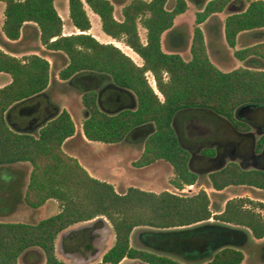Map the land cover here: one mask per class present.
<instances>
[{
	"label": "trees",
	"instance_id": "1",
	"mask_svg": "<svg viewBox=\"0 0 264 264\" xmlns=\"http://www.w3.org/2000/svg\"><path fill=\"white\" fill-rule=\"evenodd\" d=\"M2 1L5 36L17 40L25 24L34 23L41 45L63 63L58 68L59 79L83 89L84 136L107 145L141 137L143 149L134 166L166 162L172 171L169 184L175 189L193 185L198 177L190 168L191 154L180 144L173 127L177 113L208 110L245 131L248 126L238 117L252 109L264 110V67L221 70L211 61L198 26L223 12L231 0H207L195 13L188 58L175 50L164 51L161 43L165 33V43L170 45L174 20L186 11V0H68L70 20L80 31L71 34H63L54 0ZM245 2V10L224 19L229 47L235 46L238 33L264 28V0ZM114 4L121 5V20L114 16ZM85 5L99 16L102 31L122 40L140 56L142 65L88 32L91 22ZM138 24L146 30L145 43L140 40ZM249 55L264 62V42L234 52L241 61ZM50 71V62L43 56L19 58L0 49V72L11 77L0 87V166L30 165L23 192L27 206L39 208L49 199L60 206L57 213L34 223L0 221V264H20L19 258L28 251H40L43 264H66L55 253L59 235L64 239L75 224L94 220L92 225L96 226L104 218L114 242L100 256L102 264H119L124 258L136 264H242L244 252L236 244L243 243L246 234L264 239V202L233 197L214 213L205 190L178 194L167 187L154 192L128 186L117 191L112 183L92 176L63 149V143L76 131L71 114L63 108L41 125L56 111L45 109ZM147 72L153 75L162 98L148 82ZM107 77L112 82L105 90L109 92L98 94L96 87ZM115 93L126 100L125 104L115 111L106 110L104 104ZM263 143L264 135L256 142V149ZM213 152L204 149L208 155ZM207 179L217 191L229 186L264 191V170L245 168L234 161L210 172ZM137 227L145 228L137 232L134 247L130 236ZM83 241L84 237H76L68 249L76 250ZM215 246L220 247L210 254ZM91 247V243L83 247L89 257L95 254Z\"/></svg>",
	"mask_w": 264,
	"mask_h": 264
},
{
	"label": "rangeland",
	"instance_id": "2",
	"mask_svg": "<svg viewBox=\"0 0 264 264\" xmlns=\"http://www.w3.org/2000/svg\"><path fill=\"white\" fill-rule=\"evenodd\" d=\"M129 0H126L128 2ZM186 11L176 17L175 23L185 26L190 32L186 37L184 34H179L177 31L173 34V42H178L182 39L180 46L173 47L171 44L167 46L165 43L164 33L162 35V49L175 50L179 52L184 58H188L189 44L193 29L196 26L195 13L198 8L195 4L188 1ZM67 4V13L64 14V9ZM56 6L62 16L66 15L63 20V28L65 32H76L68 16V1L56 0ZM86 12L90 22L91 31H88L99 42L112 43L114 46L120 48L122 52L132 58V60L142 65L143 61L140 56L135 53L122 40L118 41L105 34L101 29V21L97 14H95L87 5H85ZM64 14V15H63ZM114 16L121 20V5L114 4ZM225 16V12L221 13ZM1 18V17H0ZM174 23V24H175ZM185 24V25H184ZM199 26V25H198ZM138 33L141 42H146V30L138 24ZM100 34L105 35L102 38ZM180 39V40H181ZM169 42L171 40L169 39ZM236 48H228V54H214L210 53L211 59L218 68L223 71H228L243 63L236 59L234 52ZM49 62H53L49 58ZM61 66V61L58 60L53 64V70ZM252 67H264V62H256L254 64H247ZM58 71V70H57ZM56 71V72H57ZM58 73V72H57ZM56 73L57 79H59ZM54 74V71H53ZM146 78L151 86L153 85V75L150 72L146 73ZM103 84L96 87L98 94L103 92V95L108 93L106 91L107 85H112L111 80L107 77L102 80ZM108 83V84H107ZM117 91V89H112ZM58 97L56 99L62 106L71 107L78 125L83 121V106L81 104L80 91L75 87H69L62 90H56ZM160 98L162 96L157 92ZM118 94V93H117ZM120 97V95H119ZM126 100H117V97L111 96L110 100L104 105L106 110L115 111L120 106L125 104ZM128 102V101H127ZM250 118L251 128L247 132L238 131L235 127L222 116H219L208 110L194 109L181 111L177 113L173 120V127L177 134L180 144L186 148L190 154V168L197 173V181L189 186L184 185L183 189H175L170 186L169 179L172 176L171 167L164 161H159L155 164L139 168L134 166L133 162L138 159L143 149V141L134 142L133 138H126L118 144L111 147L105 146L103 142L94 141L89 145L84 144H67L65 149L71 153H75L81 162L88 168V170L99 177L111 182L118 191H124L128 186L134 185L144 190H151L160 192L165 187L168 190L178 194H192L199 190H205L209 195L211 201V210L216 213L221 210L226 200L233 197H245L254 201L264 202V191L247 186H229L222 191L213 189L207 179L208 170L219 169L229 161L240 162L243 167L250 168L254 166V159L252 156L253 147L259 140V135L264 133V110L255 109L248 113ZM238 119H240L238 117ZM212 149V155H206L204 149ZM235 152V154H234ZM236 154L242 155L244 159ZM30 165L28 163L17 164L13 166H0V221L4 222H37L42 218L49 217L59 210L57 201L50 199L43 206L39 208H31L23 201V192L28 180ZM264 214V211H263ZM104 222H99L93 226L94 220L80 222L75 224L71 232L62 239L58 237L55 241V253L58 259L66 264H102L100 256L104 253L114 242V234L111 226L105 218ZM213 222V218L209 219ZM233 227V226H232ZM145 227L135 228L130 236V244L136 247L135 237L139 230ZM84 237V241L76 247V250L68 249V244H72L76 237ZM245 241L236 246L244 252V259L242 264H264V239H253L248 234L245 235ZM80 243V242H78ZM77 243V244H78ZM91 243V251L95 252L93 257L88 256V251L83 247ZM64 246V248L62 247ZM71 250V252H70ZM213 252L211 251L210 254ZM20 264H43L44 256L40 251H28L19 258ZM119 264H136L135 260L124 258Z\"/></svg>",
	"mask_w": 264,
	"mask_h": 264
},
{
	"label": "crops",
	"instance_id": "3",
	"mask_svg": "<svg viewBox=\"0 0 264 264\" xmlns=\"http://www.w3.org/2000/svg\"><path fill=\"white\" fill-rule=\"evenodd\" d=\"M186 1L187 2L188 1L192 2L193 4H195L197 6L198 10H201V8L205 5V3H206L207 0H186ZM247 5L248 4L245 2V0H231L227 4V6L225 7V9L223 10V12H225V16L224 17L221 16V13H222L221 12V13L212 15L211 17L207 18L204 22L198 24L199 27L203 31V35H204V39H205V43H206V46H207V51H208V54H209L210 59H211L210 53L212 51H213L214 54H222V55H225L226 53L228 54V51H229L228 48H229V46L227 45V43L225 41V35H224V19H225V17L228 14H232V13H236V12H241V11L245 10L246 7H247ZM54 6H55L58 14L60 15V17L62 18V21H63L66 18V15H64V14L67 13V10H66L67 4H66L65 9H64V12H65L63 14L64 16H62V14L59 13L58 8L56 6V0H54ZM4 7H5L4 2L2 0H0V17H1L0 18V49L3 50L4 52L8 53V54H11V55L16 56V57H19V58L22 57V56H24V55H28V54H38L40 56L45 57L48 61H49V58H52L53 59V62H50V65H51L50 80H49V85H48V88H47V93L45 95L46 98H47L48 104H47V106H46L45 109L47 111H50V110H56V109L59 108V111H60L61 109L65 108L71 114V116H72V118H73V120L75 122L76 131H75V134L72 137L68 138L63 143V149L67 153H69L70 155L75 156L79 160V162L87 169V171L92 176L95 177V175L92 174L88 170V168L81 162V160L79 159V157L75 153H71V152H69V151H67L65 149V146L67 144L69 145V144H78L79 143V144H82V145L84 144V146H87L91 142H94V141L88 140L84 136V134L82 132V129H81V124L78 125L77 122H76V120H75V116H74V113H73V109L71 107H67V106L60 105L59 102H58V100H57L58 95H56L58 93L57 92H54L56 90H62V89H66V88H69V87H71V88L72 87H75V89L77 90V85H73L70 82L63 81L61 79H57L56 73L58 72L57 71L58 69L53 70V64L56 62V60H55L54 56L50 55L48 53V51H46L45 48L41 45L40 39H39V30L35 28L36 25L34 23H32V22L26 23L25 26L21 30L20 37L17 40H9L5 36V34L2 31V24H3V21H4ZM87 15H89V14H87ZM68 16H69V8H68ZM69 19H70V17H69ZM175 20H176V18H175ZM175 20H174V23H175ZM63 25H64V23H63ZM178 26H180V25H178L176 23L174 24L173 31L170 34V38H169L171 40L170 44L173 47L180 46L176 42H173V40H174L173 39V36H172L173 34H175L177 31H179V34L180 35L181 34H184L187 37L189 35V33H190L185 26H181V27H178ZM73 28H75L77 31L76 32L73 31V32H67L66 33L65 32V28H63V34H71V33H79L80 32L74 25H73ZM91 29H92V27L89 29V31H91ZM100 36L102 38H105L106 37L103 34H100ZM259 42H264V28H262V29H256V30L255 29L254 30H247V31H243V32L238 33L237 36H236V44H235V46L234 47H230V48H236L237 46H240L241 47L240 49H242V48L251 46V45L256 44V43H259ZM236 50H239V49H236ZM211 61L213 62L212 59H211ZM239 61H241V60H239ZM241 62L243 63L242 66H245V65H247L249 63L250 64L251 63L254 64L256 62L261 63L263 61L260 60V59H258L255 56L249 55L245 60H243ZM62 64L63 63H61V66H62ZM61 66L59 65L58 68H60ZM247 66H250V65H247ZM253 66H255V65H253ZM250 67H252V66H250ZM53 71H54V74H53ZM10 80H11V77H10L9 74L4 73V72H0V87L8 84L10 82ZM81 89L82 88L79 87V90L78 91H80V93L82 94ZM81 94H80V96H81ZM55 96H57L56 99H54ZM112 96L117 97V100H120L121 99V97H119V94H117V93L112 94ZM82 112H83V110H82ZM83 116H84V112H83ZM34 121L35 120L30 121L31 125H32V123H34ZM105 146L111 147L112 145L105 144ZM21 164H23V163H21ZM15 165H17V164H15ZM101 180H105V179H101ZM105 181H107V180H105ZM131 186H134V185H131ZM189 186H191V185H189ZM59 210H60V207H59ZM59 237H61V236L59 235ZM68 245H70V243Z\"/></svg>",
	"mask_w": 264,
	"mask_h": 264
},
{
	"label": "flooded vegetation",
	"instance_id": "4",
	"mask_svg": "<svg viewBox=\"0 0 264 264\" xmlns=\"http://www.w3.org/2000/svg\"><path fill=\"white\" fill-rule=\"evenodd\" d=\"M181 43H183V42H182V39L179 40V41L177 42L178 45H181ZM90 84H91V83H90ZM154 86H155V84H154ZM154 88H155V87H154ZM77 90H79V86H77ZM82 90H83V89H81V91H82ZM95 90H96V89H95ZM251 111H253V109H252ZM251 111H249V112H251ZM249 112L245 113V115H243V116L240 118V120H241L245 125L248 126V129L245 130V131L242 130V132H247V131H249L250 128H251L250 118L248 117V113H249ZM227 121H228V120H227ZM228 122H229V121H228ZM235 129H236V128H235ZM236 130H237V129H236ZM238 131H241V130H238ZM263 135H264V133H261V134L259 135V138L262 137ZM134 139H135L134 142H141V141H143V139H141V137H136V138H134ZM205 154L208 155L207 153H205ZM234 154H235V152H234ZM236 155L242 157V155H240V154H236ZM251 156H252V159H254V164H255L254 166H256V167H250V168H260V169H263V170H264V143H263L262 148H261L260 150H257V149H256V144H255V146L253 147V150H252V154H250L248 158H250ZM242 158H244V157H242ZM248 158H244V159H248ZM232 161H234V160H232ZM229 162H230V161H229ZM234 162H236V161H234ZM237 163L243 167V165H242L239 161H238ZM245 168H246V167H245ZM215 170H216V169H215ZM212 171H214V170H208V172H207V177H208V174H209L210 172H212Z\"/></svg>",
	"mask_w": 264,
	"mask_h": 264
},
{
	"label": "water",
	"instance_id": "5",
	"mask_svg": "<svg viewBox=\"0 0 264 264\" xmlns=\"http://www.w3.org/2000/svg\"><path fill=\"white\" fill-rule=\"evenodd\" d=\"M59 112V108L58 109H56V111L52 114V115H50V116H48L45 120H43L42 122H41V125L42 124H44L48 119H50V118H52L53 116H55L57 113ZM6 119L8 120V115H6ZM12 127H13V125H11ZM38 127V126H37ZM13 128H15V127H13ZM223 245V244H222ZM222 245H220V246H222ZM220 246H215L214 248H212V252H214L215 250H217Z\"/></svg>",
	"mask_w": 264,
	"mask_h": 264
},
{
	"label": "built area",
	"instance_id": "6",
	"mask_svg": "<svg viewBox=\"0 0 264 264\" xmlns=\"http://www.w3.org/2000/svg\"><path fill=\"white\" fill-rule=\"evenodd\" d=\"M155 84L154 78H153V85Z\"/></svg>",
	"mask_w": 264,
	"mask_h": 264
}]
</instances>
